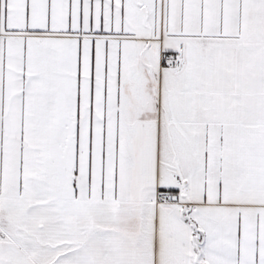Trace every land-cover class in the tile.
<instances>
[{"label":"snow or ice","instance_id":"snow-or-ice-1","mask_svg":"<svg viewBox=\"0 0 264 264\" xmlns=\"http://www.w3.org/2000/svg\"><path fill=\"white\" fill-rule=\"evenodd\" d=\"M0 264H264V0H0Z\"/></svg>","mask_w":264,"mask_h":264}]
</instances>
